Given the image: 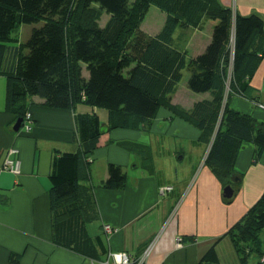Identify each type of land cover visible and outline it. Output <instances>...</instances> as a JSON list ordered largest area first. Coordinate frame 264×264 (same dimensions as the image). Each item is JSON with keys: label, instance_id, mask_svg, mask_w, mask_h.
<instances>
[{"label": "trees", "instance_id": "trees-1", "mask_svg": "<svg viewBox=\"0 0 264 264\" xmlns=\"http://www.w3.org/2000/svg\"><path fill=\"white\" fill-rule=\"evenodd\" d=\"M150 7L165 15L155 32L141 27ZM210 21L217 23L206 48L191 55L177 32ZM24 25L33 26L25 41L19 38ZM263 57L262 18L235 14L219 0H0V76L8 81L7 108L17 119L32 116L34 105L74 111L84 104L107 110L109 130L147 129L166 109L199 131L209 148L205 165L224 187L242 178L235 163L244 144L253 146L255 164L264 154V126L230 105L234 96L256 102L251 80ZM185 71L188 89L209 95L190 108L173 102ZM76 116L78 150L52 153V242L99 264L111 253L102 236L90 232L98 218L94 189L123 190L127 174L109 164L107 178L95 181L92 155L102 125L94 114ZM222 240L230 252L219 250ZM222 240L198 264H264V192Z\"/></svg>", "mask_w": 264, "mask_h": 264}, {"label": "crops", "instance_id": "crops-1", "mask_svg": "<svg viewBox=\"0 0 264 264\" xmlns=\"http://www.w3.org/2000/svg\"><path fill=\"white\" fill-rule=\"evenodd\" d=\"M219 1L235 14H255L264 21V0ZM205 26L190 29L185 35H181L183 31L176 34L180 44L185 41L191 55L202 53L210 40L211 35L207 41L202 40ZM180 85L173 97L177 105L190 108L194 102L209 98L187 94ZM251 87L260 105L239 96H234L230 105L264 126V110L260 107L264 105V57ZM184 93L190 105L179 101ZM7 94L8 81L0 76V264H92L52 242V153L78 150V113L34 105L32 129L15 132L17 117L7 108ZM84 114L98 116L92 108ZM100 122L103 133L92 155V175L101 182L107 178L108 165L114 164L126 171L127 184L123 190L94 189L98 218L89 224L90 232L102 236L111 253L109 260L106 257L99 264H114L113 255L121 253L128 254L135 264L139 260L144 264H198L211 246L222 241L219 250L231 251L228 241L222 239L264 192V154L255 164L253 146L241 147L235 169L242 178H235L233 197L226 199L225 187L205 165L209 148L205 152L207 147L200 143L199 131L171 118L166 109L158 111L147 129L109 130L108 120ZM183 145L188 148H180ZM10 150L16 153L10 154ZM178 154L181 160L189 156L198 169L183 181L177 176L175 182L168 161ZM6 160L18 165V180L17 175L4 169ZM161 188L172 191L162 194ZM106 226L113 231L107 232ZM177 240H181L179 246Z\"/></svg>", "mask_w": 264, "mask_h": 264}, {"label": "rangeland", "instance_id": "rangeland-1", "mask_svg": "<svg viewBox=\"0 0 264 264\" xmlns=\"http://www.w3.org/2000/svg\"><path fill=\"white\" fill-rule=\"evenodd\" d=\"M147 11H148V13H146V16L143 18L144 20H143V23H142L141 27H142V29H145L148 32H150V31H154L155 32L158 29H160V27L162 26V24L164 22V16L165 15L161 11L156 9L155 7H150V8H148ZM105 21H106V19H105ZM100 23L102 24V23H104V21H101ZM215 23H217V22L210 21V22H208L206 24L204 31H202V40H206L207 41V39L209 38V35H211V33H212V30H213V27L215 26ZM32 28H33V26H30V25L29 26H26V25L22 26L21 30L19 31V38L21 40L25 41L30 36ZM195 29L196 28H193L191 30H195ZM198 40L200 41L201 38L198 39ZM124 74L127 75L128 74V70H126L124 72ZM183 75H184L183 76V81H182L180 87L181 88L185 87V90H186L187 94H188V92H190V94L192 96H199V94L193 93L187 87V81H188V79L190 77V74L188 73V71H185L183 73ZM188 99L189 98L184 93V95L182 97V100L180 99L179 101H181V104L183 102L184 105H190L191 101L188 100ZM88 110H91V108L85 106L84 104H79L75 108V111L78 114H84L86 112L88 113ZM95 112H96V114L98 115V117L100 118L101 121H107L108 120V116H107L108 112H107L106 109L97 108V109H95ZM205 146L206 145H204L203 147H205ZM206 147L207 148L205 149V152L208 149V146H206ZM180 148H188V147H187V145H183V146H180ZM198 151H199V148L197 150V153H198ZM180 158H181V155L178 154L177 157H174L172 160L168 161L169 162L168 166H171L175 182H177L176 181L177 176H179V181H183L184 179L188 178L191 175V171L193 169H194V171H197V169H198L197 163H196V165L192 164L190 162L189 156H187L183 160H181ZM195 160L198 161L197 158ZM161 167L163 168L164 165H162ZM241 195H242V199L244 200V194L242 193ZM239 201H240V197H238L237 203Z\"/></svg>", "mask_w": 264, "mask_h": 264}, {"label": "built area", "instance_id": "built-area-1", "mask_svg": "<svg viewBox=\"0 0 264 264\" xmlns=\"http://www.w3.org/2000/svg\"><path fill=\"white\" fill-rule=\"evenodd\" d=\"M25 122H26V128H27V131H30L31 130V122H32V116L31 114H27L25 116ZM16 151L15 150H10V154H15ZM10 167V168H8ZM5 168L10 170L12 173H14L15 175H19L20 174V171L18 169V165L15 164V162L11 161V160H6L5 162ZM171 188H166L165 190L161 189V193L163 194L165 191H169ZM164 191V192H163ZM106 231L107 232H112V228L109 227V226H106ZM177 244L179 246V242L180 240H177ZM114 258H113V262L114 264H131V261H130V258L126 255V253H121V254H117V255H113ZM145 261L143 260H139L138 264H144ZM109 264V263H107Z\"/></svg>", "mask_w": 264, "mask_h": 264}, {"label": "water", "instance_id": "water-1", "mask_svg": "<svg viewBox=\"0 0 264 264\" xmlns=\"http://www.w3.org/2000/svg\"><path fill=\"white\" fill-rule=\"evenodd\" d=\"M23 125H24V120L23 119H17L13 130L15 132H19L21 130V128L23 127ZM223 193H224L223 195L226 199H231L233 197L234 191L230 186H228V187L224 188Z\"/></svg>", "mask_w": 264, "mask_h": 264}, {"label": "clouds", "instance_id": "clouds-1", "mask_svg": "<svg viewBox=\"0 0 264 264\" xmlns=\"http://www.w3.org/2000/svg\"><path fill=\"white\" fill-rule=\"evenodd\" d=\"M23 128H26V122H25V119H24V125H23L22 129H23Z\"/></svg>", "mask_w": 264, "mask_h": 264}, {"label": "bare ground", "instance_id": "bare-ground-1", "mask_svg": "<svg viewBox=\"0 0 264 264\" xmlns=\"http://www.w3.org/2000/svg\"><path fill=\"white\" fill-rule=\"evenodd\" d=\"M129 258H130V256L128 255V254H126ZM130 260H131V258H130ZM134 262L131 260V264H133Z\"/></svg>", "mask_w": 264, "mask_h": 264}, {"label": "flooded vegetation", "instance_id": "flooded-vegetation-1", "mask_svg": "<svg viewBox=\"0 0 264 264\" xmlns=\"http://www.w3.org/2000/svg\"><path fill=\"white\" fill-rule=\"evenodd\" d=\"M172 189V188H171Z\"/></svg>", "mask_w": 264, "mask_h": 264}]
</instances>
